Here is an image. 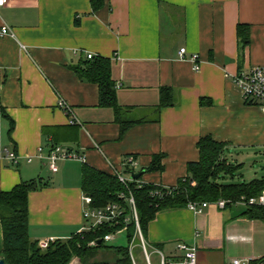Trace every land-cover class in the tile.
<instances>
[{"label": "crops", "instance_id": "obj_1", "mask_svg": "<svg viewBox=\"0 0 264 264\" xmlns=\"http://www.w3.org/2000/svg\"><path fill=\"white\" fill-rule=\"evenodd\" d=\"M238 24L249 28L244 48ZM3 26L12 35H0V191L40 180L28 196L33 241L66 240L80 230L83 166L125 174L123 161L131 156L141 174L137 180L171 187L186 177L188 163L198 161L202 137L225 143V151L264 148V115L242 101L230 79L264 66V0H103L95 12L90 0H8L0 7ZM87 54L110 60L116 102L130 123L123 133L113 110L99 107L98 86L72 70ZM161 88L172 89L174 104L158 109ZM53 137L84 162L61 161L44 180L46 166L36 152L41 147L46 154ZM4 151L13 152L17 164ZM157 156L162 170L146 171ZM231 206L212 205L201 214L161 212L146 240L166 255L176 252L178 242L194 246L197 264L263 258L264 241L247 251L244 240L264 231V222L244 211L233 215Z\"/></svg>", "mask_w": 264, "mask_h": 264}, {"label": "trees", "instance_id": "obj_2", "mask_svg": "<svg viewBox=\"0 0 264 264\" xmlns=\"http://www.w3.org/2000/svg\"><path fill=\"white\" fill-rule=\"evenodd\" d=\"M92 11L103 6V0H90ZM236 36L240 48L249 44V28L238 24ZM75 74L82 80L94 83L99 90V107L112 109L115 121L120 125L123 133L130 123L123 121L124 109L116 102L115 85L111 79V64L107 58H93L80 60L72 67ZM204 100H201L203 103ZM174 104V93L171 88L159 90L158 109ZM3 116L7 118L4 112ZM10 129L13 122L10 120ZM50 145L57 146L59 142L52 138ZM198 161L188 163L186 177L181 179L177 186L178 191L163 198L153 197L151 193L156 190L153 185L146 184L137 188L131 184V192L138 215L139 227L144 240L147 242L149 224L156 215L164 211H173L186 208L188 202H216L223 200L225 207L247 202L256 198L264 190V177L248 183L223 184L220 180L235 177L242 169V164L229 163L223 157L225 143L218 142L210 136L202 137L196 144ZM161 156L154 157L146 171H161ZM193 183V184H191ZM43 185V184H42ZM41 186L40 180L21 182L8 192L0 191V224L2 230V248L0 259L5 264H70L73 258L79 264H131L128 247H111L103 243V236L115 230L103 228L100 231H91L75 234L66 240L57 239L48 244L45 250L38 247V242L30 239L28 235V196ZM81 190L83 195L92 200V206L101 208L108 203H123L120 194L128 193L112 175L96 171L83 166L81 173ZM243 216L251 220L264 222V207L260 205H245ZM134 224H130L125 232L128 244L134 236ZM102 240L100 245L89 246V243ZM105 251L111 253L112 261L105 259L95 260L98 253ZM264 259V257H263Z\"/></svg>", "mask_w": 264, "mask_h": 264}, {"label": "built area", "instance_id": "obj_3", "mask_svg": "<svg viewBox=\"0 0 264 264\" xmlns=\"http://www.w3.org/2000/svg\"><path fill=\"white\" fill-rule=\"evenodd\" d=\"M8 3V0H0V7L5 6ZM0 35H12L10 29L7 26H3L0 30ZM186 49L181 48L178 52L180 60L186 58ZM91 54H87V59H92ZM198 56L192 55L190 61L194 63V70L198 71L199 67L197 64ZM232 83L240 92L242 101L245 104L256 106L259 111L264 115V66H254L239 70L236 74L230 77ZM58 107L64 110L66 114H70V109L65 105L62 100L58 101ZM75 124L73 120L70 122ZM36 157L44 162L45 166L50 172H54L58 168V163L64 160H78L84 162V160L73 154L64 148L59 146H49L46 154H43V149L39 147L36 152ZM4 158L17 164V156L13 152L4 151ZM27 162L31 161V157L26 158ZM123 169L126 172L125 174L121 171H112V176L125 188L128 189V193L120 194L123 203L113 202L108 203L104 207L96 208L93 207L92 200L90 197L83 195L82 202V219L83 224L77 234H83L87 232L100 231L103 228L115 230L113 233H108L103 236V243L107 244L110 242L115 234L126 232L127 227L130 224H134L135 231L132 240L138 241V246L141 249L145 264H151L150 254L148 250L155 253L159 258V264H197V250L194 246L187 245L183 242H178L176 244V252L171 255H166L158 248L152 247L146 242L142 236L138 215L136 211V206L134 198L129 191L131 184H135L137 188H141L146 185L139 180H135L131 177L132 173H135L137 168V163L135 159L131 156L126 157L123 161ZM193 184V183H191ZM156 187L151 193V196L163 198L170 196L176 191L179 187L176 185L171 187H162L153 185ZM244 205H260L264 207V190L256 197L248 200L247 202H242ZM216 206L220 209L225 208L226 202L219 200L216 202H188L186 204V209L193 212L194 214H201L209 208L210 206ZM102 242V240H100ZM52 240H44L38 242V247L42 250H45L48 247V244ZM97 244L92 241L89 243V246H96ZM131 264H136L135 261L131 258L129 252ZM229 264H264V259L260 258L258 260H246V259H232Z\"/></svg>", "mask_w": 264, "mask_h": 264}, {"label": "rangeland", "instance_id": "obj_4", "mask_svg": "<svg viewBox=\"0 0 264 264\" xmlns=\"http://www.w3.org/2000/svg\"><path fill=\"white\" fill-rule=\"evenodd\" d=\"M223 157L226 158L229 163L242 164V169L235 177L220 180V182L223 184H236L241 182L248 183L252 180L261 179L262 177H264V148L228 149L227 151H224ZM43 169L44 174L42 178L44 180H47V167H44ZM231 210L233 215H239L244 211V207L240 204H234L231 206ZM247 235L248 236L244 240V247H246L247 251L251 250L252 248H262L264 241V231L260 230L254 235H252L251 233H247ZM105 245L111 247H128L130 256L135 261V263L145 264L141 249L138 246V241L134 239L128 244L125 232L115 234L113 239ZM148 251L149 253H151V264H159L158 256L155 253L151 252V250ZM112 257L113 256L111 255V253L101 251L97 254L95 260L105 259L111 262ZM70 264H79V262L77 259L73 258Z\"/></svg>", "mask_w": 264, "mask_h": 264}, {"label": "water", "instance_id": "obj_5", "mask_svg": "<svg viewBox=\"0 0 264 264\" xmlns=\"http://www.w3.org/2000/svg\"><path fill=\"white\" fill-rule=\"evenodd\" d=\"M62 148H64V147H62ZM140 175H141L140 173H132L131 174V177L136 180V179H138L140 177ZM96 244L97 245H100L101 244V241H97ZM0 264H5V263H4L3 260L0 259Z\"/></svg>", "mask_w": 264, "mask_h": 264}]
</instances>
